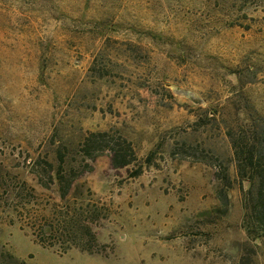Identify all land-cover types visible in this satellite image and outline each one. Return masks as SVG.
I'll return each mask as SVG.
<instances>
[{"label":"rangeland","instance_id":"rangeland-1","mask_svg":"<svg viewBox=\"0 0 264 264\" xmlns=\"http://www.w3.org/2000/svg\"><path fill=\"white\" fill-rule=\"evenodd\" d=\"M103 132L139 162L91 160ZM247 152L264 168V0H0V264H264ZM62 160L67 201L32 171ZM57 206L100 208V254L35 240Z\"/></svg>","mask_w":264,"mask_h":264},{"label":"trees","instance_id":"trees-1","mask_svg":"<svg viewBox=\"0 0 264 264\" xmlns=\"http://www.w3.org/2000/svg\"><path fill=\"white\" fill-rule=\"evenodd\" d=\"M82 149L91 160H95L105 153H110L112 165L115 169L127 168L133 163L139 162L138 155L131 142L121 137L113 138L107 132L92 133L85 139ZM183 158L188 159V156L185 155ZM242 160H244V165L241 166L242 176L244 177V174L247 175V171H250L253 178L257 179L258 186V197L254 208L255 213L258 214V220L251 219L250 221L248 215L246 217L248 220H246L248 224L264 234V168L261 165L255 167L253 155L251 156L248 152ZM150 162L151 158L149 157L147 163ZM239 163H241L240 159ZM87 169L90 171L92 168L88 166ZM32 171L39 178V184L46 189H51L56 183L60 197L65 201L74 190V182L80 175L86 173L79 166L66 167L64 160L58 167L49 162L39 163L36 169L33 168ZM143 171L144 167L140 166L133 177L140 176ZM45 176L48 182L44 181ZM100 215L101 210L99 207L92 210L89 206H81L78 209L68 206L65 210L64 207L57 206L51 215L43 214V209L40 208L36 212V217L31 218L34 219V224L30 228L35 240L43 247L59 248L62 254H67L73 249H79L90 254H100L95 249L98 243L92 228V224L99 221ZM9 257L12 264H25V262L20 261L11 254Z\"/></svg>","mask_w":264,"mask_h":264}]
</instances>
